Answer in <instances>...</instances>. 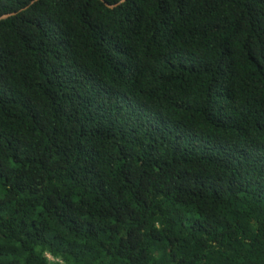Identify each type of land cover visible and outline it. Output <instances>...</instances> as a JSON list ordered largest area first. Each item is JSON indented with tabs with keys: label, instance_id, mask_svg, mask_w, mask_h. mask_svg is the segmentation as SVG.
<instances>
[{
	"label": "trees",
	"instance_id": "obj_1",
	"mask_svg": "<svg viewBox=\"0 0 264 264\" xmlns=\"http://www.w3.org/2000/svg\"><path fill=\"white\" fill-rule=\"evenodd\" d=\"M6 14L0 264H264V0Z\"/></svg>",
	"mask_w": 264,
	"mask_h": 264
},
{
	"label": "water",
	"instance_id": "obj_2",
	"mask_svg": "<svg viewBox=\"0 0 264 264\" xmlns=\"http://www.w3.org/2000/svg\"><path fill=\"white\" fill-rule=\"evenodd\" d=\"M108 5H109V4H108ZM109 6H112V5H109ZM8 16H9V14L3 15V16L0 17V19H2V18H6V17H8Z\"/></svg>",
	"mask_w": 264,
	"mask_h": 264
}]
</instances>
